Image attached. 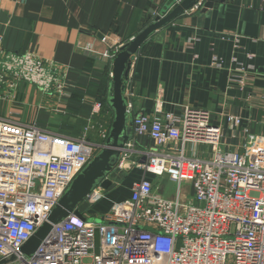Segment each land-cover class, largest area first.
<instances>
[{
  "label": "built area",
  "instance_id": "obj_1",
  "mask_svg": "<svg viewBox=\"0 0 264 264\" xmlns=\"http://www.w3.org/2000/svg\"><path fill=\"white\" fill-rule=\"evenodd\" d=\"M120 46L103 56L111 60ZM250 71L239 63L231 81L243 86ZM67 72L36 53L6 50L0 35L1 101L21 105L20 87L29 84L61 105L71 88ZM101 110V102L93 101L77 136L22 121L13 109L0 115L2 264H264V133L239 129L242 118L226 114L224 121L241 142L222 149L223 127L209 111L164 112L158 102L150 115L133 113L128 97L133 136L121 150L118 167L130 164L129 170L141 172L129 195L106 211L93 212L91 205L104 196L96 187L76 208L81 216L72 213L54 224L35 254L24 255L21 246L105 146L110 125L99 121ZM91 130L97 131L95 139L89 138ZM141 137L151 146H138ZM160 177L173 185L168 195L154 185L152 179Z\"/></svg>",
  "mask_w": 264,
  "mask_h": 264
},
{
  "label": "crops",
  "instance_id": "obj_2",
  "mask_svg": "<svg viewBox=\"0 0 264 264\" xmlns=\"http://www.w3.org/2000/svg\"><path fill=\"white\" fill-rule=\"evenodd\" d=\"M171 1L0 0L2 46L17 53L30 51L65 66L71 85L68 92L79 95L72 104L79 105L81 113H91L111 73V60L103 53L138 33L153 5L158 9ZM239 63L251 68L243 86L231 81L237 77ZM262 67L264 0H224L204 12L201 8L184 12L144 41L132 60L125 96L132 102L133 113L150 115L158 102L164 112L176 114L185 108L207 110L212 121L223 127L225 148H233L241 141L224 121L226 114L242 118L239 129L264 133ZM32 88L21 85V98L23 91L25 100L35 95ZM67 101L58 112L40 109L32 117L26 114V121L35 119L44 125L55 115L62 118ZM103 107L98 117L103 115L110 125L111 109ZM10 109L23 113V101L12 105L0 100V115ZM151 144L141 137L137 145L148 148ZM139 176L126 175L104 193H117L114 202H118L129 195L131 182ZM152 180L161 194L171 193L163 187L166 178Z\"/></svg>",
  "mask_w": 264,
  "mask_h": 264
},
{
  "label": "water",
  "instance_id": "obj_3",
  "mask_svg": "<svg viewBox=\"0 0 264 264\" xmlns=\"http://www.w3.org/2000/svg\"><path fill=\"white\" fill-rule=\"evenodd\" d=\"M198 0H173L158 9L153 5L148 16L151 20L138 33L123 43L111 59V73L107 84L106 101L112 112V120L105 146L97 151L67 186L46 219L21 246V252L32 257L39 245L49 235L52 226L69 214L81 216L76 209L96 188L108 190L114 182H120L130 168L118 167L121 150L133 136V116L127 110L126 83L134 55L153 33L171 23L176 17L192 9ZM224 0H204L201 11L215 7ZM264 72V67L260 69ZM13 257L11 258V260ZM6 261H1L0 264Z\"/></svg>",
  "mask_w": 264,
  "mask_h": 264
},
{
  "label": "rangeland",
  "instance_id": "obj_4",
  "mask_svg": "<svg viewBox=\"0 0 264 264\" xmlns=\"http://www.w3.org/2000/svg\"><path fill=\"white\" fill-rule=\"evenodd\" d=\"M35 90V95L31 94V97H29V100H25V96H24V105H23V113H15L16 114V117L20 120H26V114L32 115L35 114L36 112L40 111L41 110H45V109H48L49 111H52V112H58L60 111L59 107V103H57V100L55 97L52 96L51 93H41L40 91H38L34 86L32 88V93L34 92ZM71 94H69V96L65 99V101H61V102H64V103H61V106H66V101L68 100V98L70 97ZM52 98H55V101H51ZM27 99V97H26ZM55 102V103H54ZM57 109V110H56ZM30 112V113H26V112ZM35 112V113H32V112ZM40 114H45V113H40ZM83 115V118H85L87 115L86 113H82ZM62 116V118H58L56 115L52 118L54 119H50L49 123L46 124V123H43L45 126L49 125L48 127H50L51 129L59 132L60 134H63V135H71L69 134V130H71L70 128H68L67 126H72V125H75V123H77V118L76 120H71L70 122H68L69 120L64 118V116L66 115V113H61L60 114ZM85 116V117H84ZM27 117V118H29ZM89 117V116H88ZM87 117V118H88ZM35 120V119H34ZM32 120V121H34ZM68 120V121H67ZM106 118L102 115L101 117H99V121H102V122H105ZM38 122V120H37ZM86 123H87V119H86ZM42 125V124H41ZM86 126V124L84 125V122L80 128V131H82L84 129V127ZM97 131L96 130H91L88 134L90 136L91 139H95L96 136H97ZM200 148H204V146H200ZM222 149H225V147H222ZM159 179V178H158ZM158 184V183H156ZM166 190L168 191H171L172 188H173V185L170 184L168 181H166V183H164V186H163ZM183 190L184 191H187L188 190V185H185L183 184ZM117 193H114V192H109V193H104V196L102 197V199H99L97 202V204H95L93 206V212H102V211H105V210H108V208L110 207V205L115 201V199L117 198ZM192 198V194H187V201H189L190 203V200ZM81 204H84V201L81 202ZM197 204V203H196ZM96 222H98L97 219H94Z\"/></svg>",
  "mask_w": 264,
  "mask_h": 264
},
{
  "label": "trees",
  "instance_id": "obj_5",
  "mask_svg": "<svg viewBox=\"0 0 264 264\" xmlns=\"http://www.w3.org/2000/svg\"><path fill=\"white\" fill-rule=\"evenodd\" d=\"M151 20V16H147V19H146V23L145 25H147L149 23V21ZM144 25V26H145ZM110 78H108L107 80V83L106 85H103V87L101 88L100 92H98V94L96 95L97 96V100H99L102 104V109L104 108L103 106H108L107 104V101H106V94H107V84H108V81H109ZM78 101L79 100V95L78 94H71L70 97H69V100L67 101V113L66 115L64 116V118L68 119L67 121L70 122L71 120H76L77 118V123H75V125H72V126H67L68 128H70L71 130H69V134H71L70 136H77V135H80L82 133V131H80V128L84 122V125L86 124V119L87 117L90 115V113H86V117L83 118V114L80 112L82 109L79 108V105L77 107H75L72 103V101ZM90 138V136H89ZM140 174V171L136 168H133V169H130L126 175L127 177L129 175H132V176H136L138 175L139 176ZM125 175V176H126ZM139 178V177H138ZM137 178V179H138ZM135 180V179H134ZM98 202L94 203L91 205V211L93 210V206L95 204H97ZM111 206V205H110ZM106 211V210H105Z\"/></svg>",
  "mask_w": 264,
  "mask_h": 264
}]
</instances>
